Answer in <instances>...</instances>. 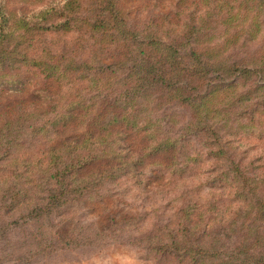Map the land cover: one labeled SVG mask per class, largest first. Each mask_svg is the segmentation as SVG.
<instances>
[{
	"label": "rangeland",
	"instance_id": "rangeland-1",
	"mask_svg": "<svg viewBox=\"0 0 264 264\" xmlns=\"http://www.w3.org/2000/svg\"><path fill=\"white\" fill-rule=\"evenodd\" d=\"M20 1L30 21L46 27L66 19L81 25L92 15V0H78L60 17L45 11L65 0ZM121 1L124 20L142 37L155 33L171 44L172 60L186 54L207 66L202 75L177 76L169 86L138 84L129 94L141 131L120 127L105 139H96L105 134V120L95 116L100 97L128 95L131 80L122 64L103 69L113 49L102 57L89 46L96 39L86 42L78 29L70 35L79 44L66 46L78 51V73L49 80L34 66H21V55L2 67L0 264H213V251L229 247L242 226L264 230L254 219L255 197L237 187L235 173H254L250 192L264 198V176L261 184L255 177L264 175V2ZM57 36L33 28L20 47L31 51L34 37L32 44L63 48ZM76 100L86 123L55 122ZM123 129L127 135L117 133ZM200 247L211 251L209 258L183 259L184 250Z\"/></svg>",
	"mask_w": 264,
	"mask_h": 264
},
{
	"label": "trees",
	"instance_id": "trees-1",
	"mask_svg": "<svg viewBox=\"0 0 264 264\" xmlns=\"http://www.w3.org/2000/svg\"><path fill=\"white\" fill-rule=\"evenodd\" d=\"M262 1L264 2V0ZM77 2L78 0H65L63 6H48L45 13L50 17L52 15L60 17L65 9L71 10ZM94 2L92 0V2L89 3V11L92 15L81 21V25H79V23H71L69 19H66L63 22L57 21V23L46 27L42 25V23H32L30 21V16L32 18L33 16L29 8L23 5L24 3H22V1L0 0V53H8L6 56H0V69L6 67L7 64L13 66L14 63L19 62L18 57L21 55V61L19 62L21 66V62L28 65V67L34 66L35 69H38L41 73L43 72L44 75H48L47 79L49 80H61L65 78V75L68 73H78V71L81 70V65L78 64L76 59V53H78V51L66 47L70 46L69 42L72 44H79L78 38L74 37V35H70L71 33H76L74 30L78 29L77 32L84 34L85 38L87 35L88 39L86 42L91 41L90 39H96V43H90L89 46H91L92 49H99L102 52V57L108 54L106 52H110L113 49L114 52L111 53L112 61L109 64L103 62V69L105 68L104 70L108 71L109 68H117V66L122 64L130 71L131 75H129V78H131V80L125 84L128 95L122 92L119 97V93H112L111 97L103 94L100 97L102 98L100 100L102 103H99L95 116L105 120L101 123L102 131H104L105 134H97L96 139H105L110 137L111 133L120 127L141 131V127H139L141 125L137 123V120H134L133 113L137 111L134 106L130 104L129 94L138 84H144L143 87L146 88L154 84L162 85L160 84L162 82L164 85L169 86L174 77L182 76L189 80L202 75L203 73L201 72L203 71L201 70L207 65L201 61V58H193L186 54L181 55L178 52L179 58L176 57L172 60L171 55L174 52H171L173 48L171 44L157 39L155 33L151 36L142 37L143 33L141 31L138 29L135 30L124 20L121 12L123 11L121 0H96ZM96 7L99 8L97 13L95 11ZM93 11H95V14H93ZM42 18H44V16ZM30 25L36 31L42 30L45 32V30H47L57 34V37H60V40L63 38L66 44L63 48L59 46L51 47V45L45 47L42 46L41 43L32 44V40H34V37H32L30 40L31 42L27 44L28 47L32 46L33 49H31V51H28V49L24 51L23 47L20 46L27 42L26 40L28 39L30 31L33 29ZM71 37L72 39L69 41L68 39ZM9 45L13 47H9ZM144 46L147 48L148 46H152L153 49L162 48L167 53L169 52L168 50H170V55L169 53L167 56L155 55L154 52H148L147 49H144ZM29 52H31L33 57L29 56ZM16 54L17 57H15ZM47 56H50L51 61L48 62L43 60ZM106 59H108V57ZM115 68L111 70L113 71ZM216 76L220 77L221 75ZM150 78H153L152 84H148ZM172 88L177 90L182 87L173 86ZM139 90H143L142 86ZM185 91L188 92L189 90L185 88ZM183 94L184 93H181V95ZM186 96L190 97V95ZM208 96L209 95H206L205 97L208 98ZM123 97L124 99H122ZM191 99H194V97L190 98L189 104L194 105V100ZM105 105H109L110 107H105ZM115 105L116 109H120V111H112V113H109ZM66 112H68L67 116L62 114L56 115V117L53 118L56 119L55 122L63 126L72 125L78 120L82 122L83 125L86 123L84 119V109L81 104H78L77 100L66 109ZM115 112H121L123 114L122 119H119ZM96 120L97 118H94V121ZM92 125V123H87L86 127L91 130ZM142 126H144L143 130H145L147 125L144 123ZM81 131L80 128L77 129V132L80 134ZM87 132L88 130H86L85 134ZM117 133L127 135L128 131H124L123 129L117 131ZM93 158L95 157L92 156L90 160H93ZM235 173L240 176V179L236 180L239 185H237V183L234 184L243 189V191L251 197H255V211H253L254 219L255 221L263 222L264 226V198L260 197L257 192H250L252 185L247 183L249 178H254L251 177L254 173L247 172L245 169L242 170L241 168L236 169ZM262 176L264 175L255 176L258 178V181H260V184L262 183ZM253 182L257 184L256 180ZM241 184L243 185L241 186ZM252 225L254 227V223H252ZM219 238L221 239V236ZM210 252L211 251L202 247L199 249H186L183 253V259L185 258V260L197 263L200 260L209 258ZM213 255L214 257L211 258L214 260L213 264H264V230L252 232L249 225L246 227L244 225L237 234V239L229 247L220 249V251H213ZM199 258L201 259L199 260Z\"/></svg>",
	"mask_w": 264,
	"mask_h": 264
}]
</instances>
